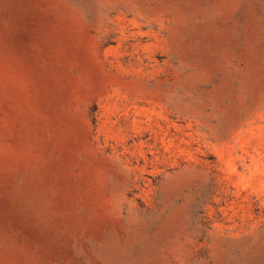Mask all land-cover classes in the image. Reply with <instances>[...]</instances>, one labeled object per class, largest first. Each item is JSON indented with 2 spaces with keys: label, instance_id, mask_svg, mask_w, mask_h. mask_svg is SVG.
Listing matches in <instances>:
<instances>
[{
  "label": "rangeland",
  "instance_id": "374dc122",
  "mask_svg": "<svg viewBox=\"0 0 264 264\" xmlns=\"http://www.w3.org/2000/svg\"><path fill=\"white\" fill-rule=\"evenodd\" d=\"M0 264H264V0H0Z\"/></svg>",
  "mask_w": 264,
  "mask_h": 264
}]
</instances>
